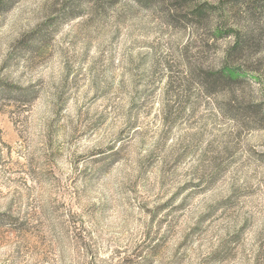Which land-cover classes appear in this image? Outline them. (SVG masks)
<instances>
[{"label": "rangeland", "instance_id": "374dc122", "mask_svg": "<svg viewBox=\"0 0 264 264\" xmlns=\"http://www.w3.org/2000/svg\"><path fill=\"white\" fill-rule=\"evenodd\" d=\"M226 1L0 0V264H264V0Z\"/></svg>", "mask_w": 264, "mask_h": 264}, {"label": "trees", "instance_id": "16d2710c", "mask_svg": "<svg viewBox=\"0 0 264 264\" xmlns=\"http://www.w3.org/2000/svg\"><path fill=\"white\" fill-rule=\"evenodd\" d=\"M237 0H227L224 4V6H230L232 7L234 2H236ZM224 6H222V9H224ZM230 32L235 33V29L231 28L229 29ZM239 36L236 35V39L234 41V44L232 46V49H234L238 44H239ZM217 73H219L222 77H224L225 79L229 80V81H233L238 79V77L241 75L242 71L240 70V68L238 66H234L232 64H224L218 71Z\"/></svg>", "mask_w": 264, "mask_h": 264}]
</instances>
